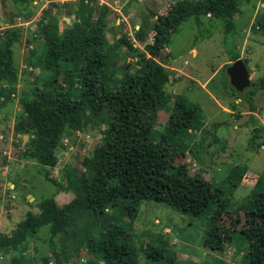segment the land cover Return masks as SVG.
Wrapping results in <instances>:
<instances>
[{
    "label": "rangeland",
    "instance_id": "obj_1",
    "mask_svg": "<svg viewBox=\"0 0 264 264\" xmlns=\"http://www.w3.org/2000/svg\"><path fill=\"white\" fill-rule=\"evenodd\" d=\"M27 1L0 0V18L3 20L0 21V30L18 26L22 35L13 46V60L20 69L17 81L10 85L0 80V236L10 235L29 211L40 212L38 205L22 193L24 189L39 201L55 196L59 206L69 203L75 193L68 188V179L75 182L84 177L92 179L94 174L83 161L101 150L109 135L107 122L99 117H90L89 111L83 109L80 112L83 128L74 130L68 127L62 141L54 148V167L24 156L35 134L16 130L22 113L21 98L32 96L35 83H44L51 75L44 67L31 66L28 38L38 44L39 40L36 43L32 35L39 31L43 18L44 24L50 20L54 23V13L61 14L67 7L75 5L76 15L82 4V0L76 3L52 2L42 10L46 0L38 4ZM153 1L137 0L136 4L148 26L154 20L149 21L154 16H150ZM172 1L164 0V9L158 13L166 14L176 3ZM100 7L98 4L97 8ZM34 18L26 25L25 22ZM57 19L55 25L59 29L68 26L58 16ZM115 21L116 16L114 25ZM117 33L114 30L110 32L111 43L116 41ZM39 47L36 56L40 54L43 43ZM193 47L198 50L197 56L193 55ZM118 53L115 67L128 63V68L134 71L138 65L137 58L125 47H121ZM163 55L165 65L172 71L165 86L171 99L169 107L177 96H185L201 107L195 129L161 144L159 154L163 160L180 167L189 179L201 178L213 184H223L233 168L247 167L241 184L232 193L227 211L219 220L225 228L233 230L232 241L222 251L212 250L204 245L209 230V214L183 213L155 200L143 201L136 215L124 217L121 221H131L133 225L139 264H246L249 243L239 234L240 231L255 226L264 229V221L255 219L243 209L248 195L264 173V0H240L239 11L229 30H226L222 18L201 15L199 19L195 16L187 19L172 36ZM235 56L244 59L255 83L241 92L232 87L227 73L232 63L227 64L226 61ZM233 104H236L235 110ZM169 116L170 109L158 112L156 130L166 134ZM255 131H258V136H255ZM165 137L169 139L170 136ZM94 232L87 216L78 220L66 238L59 235L51 240L50 225H44L37 234L27 237V244L17 251L18 259L15 258L14 262L103 264L100 254L86 242ZM161 238L168 240V245H160ZM154 245L158 246L157 251L153 249ZM172 258L175 259L173 263ZM8 259L11 260L10 255L0 250V264H10Z\"/></svg>",
    "mask_w": 264,
    "mask_h": 264
},
{
    "label": "trees",
    "instance_id": "obj_2",
    "mask_svg": "<svg viewBox=\"0 0 264 264\" xmlns=\"http://www.w3.org/2000/svg\"><path fill=\"white\" fill-rule=\"evenodd\" d=\"M81 2L71 26L63 30L56 27L58 19L54 13L55 22L44 24L43 18L39 31L32 35L36 43L39 40L38 44L28 38L31 66L44 67L51 75L49 81L35 83L32 96L21 98L22 113L16 130L35 134L24 156L48 167L56 164L54 148L62 141L66 129L83 128L80 115L83 109L89 111L90 117L105 120L109 135L104 147L83 161L94 174L92 179L84 177L78 182L68 179L74 198L62 206L55 196L40 200L39 213L29 211L10 235L0 236V250L10 255V264H16L17 251L42 226L50 225L51 240L59 235L66 238L78 220L87 216L96 232L86 242L100 254L103 264H139L133 225L121 219L136 215L146 200L164 202L183 213L209 214L204 245L215 251L224 250L232 241L233 230L225 228L219 220L247 167H235L223 184H213L201 178L189 179L180 167L163 160L159 154L161 144L195 129L201 111L197 102H190L185 96H177L169 107L171 99L165 86L172 71L165 65L163 52L182 23L193 16L222 18L229 30L240 0H179L166 14L155 13L152 24L140 26L134 37L121 33L113 43L106 34L111 9L108 6L98 9V5L88 0ZM21 37L18 26L0 30V80L10 85L20 73L13 60V46ZM121 47L137 58L134 71L128 68V63L115 67ZM238 58L235 56L233 60ZM232 108L235 110L236 104ZM161 109H170L166 134L156 130ZM254 134L258 136V131ZM243 209L264 221V173ZM239 234L249 243L246 264H264V229L248 227ZM159 242L168 245V240L161 238ZM153 249L159 248L154 245ZM174 261L172 258L171 263Z\"/></svg>",
    "mask_w": 264,
    "mask_h": 264
},
{
    "label": "crops",
    "instance_id": "obj_3",
    "mask_svg": "<svg viewBox=\"0 0 264 264\" xmlns=\"http://www.w3.org/2000/svg\"><path fill=\"white\" fill-rule=\"evenodd\" d=\"M31 1H33L34 4H38L42 0H31ZM60 1L62 3H65V2L76 3L77 2V0H46L43 7H42V10L46 9L48 7L49 3L55 2L57 4H60ZM88 1H91L95 5L100 4V6H108L111 9L110 13L107 16L106 34H107L108 38L110 36V32L113 30L118 31V33L116 34V38L120 36V33H126L129 36L134 37L135 31L137 29H139L140 26L146 24V22H147V21H145V17L142 16V14H140V12L136 8L137 0H100V1L99 0L98 1L97 0H88ZM140 1L145 2V0H140ZM177 1H179V0H173L172 3H175ZM163 2H164V0H154L153 1L152 6L150 8V16L155 14V13L157 14L158 12L161 11L162 7L164 6ZM73 6H75V5H72V7H70V6L67 7L65 12L62 10L63 12H61V14L56 13V16L61 18L65 23H68V26H71V23L73 22V20L71 22H68L65 19H63L62 16H67L71 19H75V10H74ZM115 16H116V21H115V25H114L113 20H114ZM155 16H157V15H155ZM155 16H153V18L150 17L149 21H151V19H155L156 18ZM34 20H35V18L32 20H28L25 23H26V25H29ZM0 21H3V20L0 18ZM151 37H152V34L150 33V40H151ZM138 44L139 43L136 42V45H138ZM192 51H193L194 56L198 55V50L196 47H193ZM232 60H233V58H228L226 63L227 64L233 63L234 60L233 61ZM224 109L229 110L227 107H224ZM227 112H229V111H227Z\"/></svg>",
    "mask_w": 264,
    "mask_h": 264
},
{
    "label": "water",
    "instance_id": "obj_4",
    "mask_svg": "<svg viewBox=\"0 0 264 264\" xmlns=\"http://www.w3.org/2000/svg\"><path fill=\"white\" fill-rule=\"evenodd\" d=\"M68 22L74 21L75 19H71L67 16H62ZM227 73L230 78L231 85L239 92L245 90L250 86H254L255 83L251 80V75L249 68L242 58H238L227 68ZM29 122V119L27 120ZM26 137V136H25ZM23 193L27 196V198L32 201L34 204H38L39 200H37L33 194L26 189L23 190ZM54 257L58 261L56 251L53 252Z\"/></svg>",
    "mask_w": 264,
    "mask_h": 264
}]
</instances>
